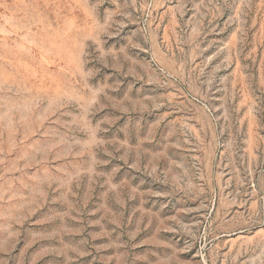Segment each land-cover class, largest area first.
I'll return each mask as SVG.
<instances>
[{
    "label": "rangeland",
    "instance_id": "obj_1",
    "mask_svg": "<svg viewBox=\"0 0 264 264\" xmlns=\"http://www.w3.org/2000/svg\"><path fill=\"white\" fill-rule=\"evenodd\" d=\"M0 264H264V0H0Z\"/></svg>",
    "mask_w": 264,
    "mask_h": 264
}]
</instances>
